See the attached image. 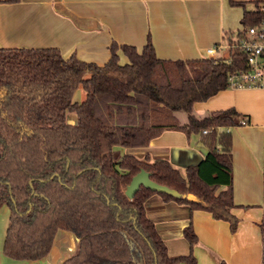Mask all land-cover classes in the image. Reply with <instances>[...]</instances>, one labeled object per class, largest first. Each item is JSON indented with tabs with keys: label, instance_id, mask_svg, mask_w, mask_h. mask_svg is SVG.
Here are the masks:
<instances>
[{
	"label": "trees",
	"instance_id": "1",
	"mask_svg": "<svg viewBox=\"0 0 264 264\" xmlns=\"http://www.w3.org/2000/svg\"><path fill=\"white\" fill-rule=\"evenodd\" d=\"M255 3L253 11L244 10L242 29L225 34L226 54L216 59H159L149 38L140 50L111 43L103 65L74 55L64 59L52 47L0 48V207L9 210L5 258L41 260L57 231L65 230L76 247L61 264H196L190 223L182 231L189 253L167 255L144 211L153 194L208 212L235 230L227 130L245 119L233 108L198 117L192 107L227 89L229 74L245 68L235 44L246 27L264 19V0ZM118 50L126 63H119ZM78 87L84 98L74 102ZM169 130L201 134L208 151L199 164L180 172L165 159L139 160L118 149L147 147ZM140 168L158 184L198 200L142 186L128 199L124 189Z\"/></svg>",
	"mask_w": 264,
	"mask_h": 264
},
{
	"label": "crops",
	"instance_id": "2",
	"mask_svg": "<svg viewBox=\"0 0 264 264\" xmlns=\"http://www.w3.org/2000/svg\"><path fill=\"white\" fill-rule=\"evenodd\" d=\"M8 1V0H2ZM233 1V3H231ZM260 0H14L0 3V48H56L61 57L103 65L109 46L131 45L140 50L149 38L157 58L194 60L206 58L209 47L225 46L228 32L241 30L244 10L253 11ZM236 3H243L240 6ZM226 48L218 50L220 55ZM119 63L127 62L121 50ZM233 108L247 121L229 128L231 153L232 214L229 223L208 212L190 210L186 204L163 201L153 194L143 206L146 217L162 239L167 255L190 251L183 229L190 223L197 241L191 251L196 264H264V91L227 88L193 104V113ZM180 123L185 116L176 113ZM73 118V119H72ZM67 120L75 121L69 114ZM222 131L219 129L218 132ZM201 134L163 131L144 148H120L149 161L165 159L183 171L204 158L208 147ZM219 149L220 146L216 145ZM9 210L0 207V264H61L71 256L76 240L57 231L49 252L41 260L14 261L2 254Z\"/></svg>",
	"mask_w": 264,
	"mask_h": 264
},
{
	"label": "built area",
	"instance_id": "3",
	"mask_svg": "<svg viewBox=\"0 0 264 264\" xmlns=\"http://www.w3.org/2000/svg\"><path fill=\"white\" fill-rule=\"evenodd\" d=\"M261 9L264 10L262 7ZM242 29V27H241ZM245 55V68L228 76V88H258L264 91V19L257 24L245 28V36L235 44ZM228 48L213 46L205 50L206 58L216 59L218 50ZM242 125L246 120H242Z\"/></svg>",
	"mask_w": 264,
	"mask_h": 264
},
{
	"label": "water",
	"instance_id": "4",
	"mask_svg": "<svg viewBox=\"0 0 264 264\" xmlns=\"http://www.w3.org/2000/svg\"><path fill=\"white\" fill-rule=\"evenodd\" d=\"M68 123H70L68 121ZM142 186L149 190L166 194L174 199H187L189 201H197L198 199L192 194L179 193L174 189L169 188L166 185L158 184L157 182L149 178V173L143 170L142 168L132 176L130 182L126 185L124 189V195L131 199L133 194Z\"/></svg>",
	"mask_w": 264,
	"mask_h": 264
},
{
	"label": "rangeland",
	"instance_id": "5",
	"mask_svg": "<svg viewBox=\"0 0 264 264\" xmlns=\"http://www.w3.org/2000/svg\"><path fill=\"white\" fill-rule=\"evenodd\" d=\"M222 52H223V55L226 54V51H222ZM83 98H84V91L82 90L81 87H78V88L76 89V91L74 92V94H73V98H72V100H73L74 102H80ZM177 113L182 114V115L185 116V113H184L183 111H179V112H177ZM72 119H73V118H72ZM118 149L120 150V148H118ZM120 153H121V151H120ZM179 171H180V170H179ZM180 172H181V171H180Z\"/></svg>",
	"mask_w": 264,
	"mask_h": 264
}]
</instances>
